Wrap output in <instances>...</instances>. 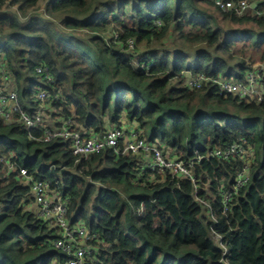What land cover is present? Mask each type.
Listing matches in <instances>:
<instances>
[{"label":"trees","instance_id":"16d2710c","mask_svg":"<svg viewBox=\"0 0 264 264\" xmlns=\"http://www.w3.org/2000/svg\"><path fill=\"white\" fill-rule=\"evenodd\" d=\"M7 1L28 16L44 0H0V60L9 65L24 110L33 112V85H41L35 68L45 63L82 126L100 130L126 115L182 158L202 157L193 167L201 186L197 198L189 180L154 178L135 156L108 149L79 157L62 140L38 139L40 129L0 120V155L14 156L37 179H59L72 199L69 217L106 241L96 264H264V102L240 100L213 85L191 89L182 75L191 70L242 78L250 62L231 63L244 54L239 42L250 47L251 62L264 60V13L224 12L213 0H116L99 3L95 15L90 0H50L47 13L65 14V27L96 33L86 49L55 28V20L41 14L22 20L4 8ZM122 8L125 14L109 17ZM257 9L264 10V2ZM171 27L183 46L201 45L195 63L185 52L142 50L137 57L145 66L137 67L136 53L122 51L129 39L136 49L164 42ZM111 31L118 42L104 36ZM238 138L253 144L257 156L249 182L224 212L219 189L230 186L239 164L206 155ZM29 194L18 172L0 166V264L68 258L51 244L57 229L25 207Z\"/></svg>","mask_w":264,"mask_h":264},{"label":"built area","instance_id":"2783aa9c","mask_svg":"<svg viewBox=\"0 0 264 264\" xmlns=\"http://www.w3.org/2000/svg\"><path fill=\"white\" fill-rule=\"evenodd\" d=\"M219 10L244 15L250 9L257 10L261 15L264 10H258L259 3L264 0H213ZM11 6L7 1L5 7ZM22 20L18 7L12 5ZM31 13V11L29 12ZM28 13V14H29ZM90 33L88 29L84 30ZM111 39L118 42L119 34L112 33ZM136 50L134 39L128 40V45L122 47L123 52L131 53ZM132 63L144 67L137 56L132 57ZM37 81L41 83L34 94L35 105L33 112L24 110L19 102V93L8 63L0 60V120L6 122H21L29 130L40 129V140L50 142L62 140L74 155L88 157L100 154L108 149L116 153L137 157L140 169L147 168L153 177L159 176L163 181L166 176L189 180L195 187V195L201 188L198 177L193 170L196 161L201 156L185 159L174 153L170 147L158 138L151 140L141 130V127L130 122L126 115L117 123L106 121L104 128L96 130L82 126L73 107L66 104L63 88L57 83L56 76L48 64H40L35 68ZM186 84L191 89H200L207 85L218 87L220 93L232 95L240 100L264 102V61L251 65L244 76L223 74L208 76L204 73H194L191 70L183 72ZM69 114L65 113L66 110ZM257 156L256 148L245 138H238L226 147L211 149L206 157H217L229 162L238 163L237 175L230 186L222 184L220 194L223 211L226 212L234 195L247 185L251 175L252 163ZM14 156L0 155V166H5L9 172H18L20 180L30 188L25 207L34 210L37 219L48 227L57 229V237L51 244L62 254L68 256L64 261L54 258L51 264H96L100 261L103 248L107 246L84 221H73L69 217L72 199L61 190L59 179L48 181L35 178L27 168L20 166Z\"/></svg>","mask_w":264,"mask_h":264},{"label":"rangeland","instance_id":"374dc122","mask_svg":"<svg viewBox=\"0 0 264 264\" xmlns=\"http://www.w3.org/2000/svg\"><path fill=\"white\" fill-rule=\"evenodd\" d=\"M50 0H44L42 1V3L35 9L32 10L31 13L28 14V16L25 18V20L29 17V16H38L39 14L44 15L45 17H50V19L55 20L54 24L57 25V28L59 31H61L63 34H71L73 36H75L76 38H78L80 41H82L85 44V48L86 49H90V38H92L93 36L96 35L95 34H89L85 31H80V30H72L71 28L65 27L62 23V19L61 17L65 18L66 15L65 14H54V15H49L46 11L47 8V4L49 3ZM116 0H90V3L92 5V9L91 12L95 11V15H99L101 14L102 11V5L99 3H103V2H114ZM90 5V8H91ZM197 5H201L200 3H198ZM12 11H15L14 7L11 5L9 7H6ZM115 8V7H114ZM113 8V9H114ZM213 8V7H212ZM214 13L216 12V9L213 8ZM119 13L120 15L125 14V9H121L119 12L116 10L113 11L112 14H110V18H112L114 16V14ZM218 13V12H216ZM49 19V18H48ZM25 24V22H23ZM113 31H111L110 33L106 32L104 34V36L107 39H110V37H112ZM242 42H239V46L238 49L242 48V51L244 52V54H237L239 56H235L234 61H232V65H235L236 63H242V60H246L247 63L250 62L251 65H258L260 64V62H263L264 60H257L255 62H251V55L248 54L250 47H242L241 45ZM118 45V44H117ZM118 47L120 48V45H118ZM202 49L201 45H191L189 46L188 44H184V46L182 45L178 34L176 33V31L174 30V27L170 28V31L166 37V39L164 40V42L161 43H156V44H152L150 46H141L140 48L137 49V54L136 56L142 52V50L145 51H151V52H158L160 54H164V53H170L171 55L176 54L177 52H185L190 56V61L192 63L196 62V52L198 50ZM131 53H136V50L131 52ZM246 53V54H245ZM250 58V59H249ZM250 65V66H251ZM31 76H34V74H32ZM20 87V86H19ZM33 87H38L37 85H33ZM212 238L214 239V241L216 243H220L219 237L215 234H211Z\"/></svg>","mask_w":264,"mask_h":264},{"label":"crops","instance_id":"0c3cea01","mask_svg":"<svg viewBox=\"0 0 264 264\" xmlns=\"http://www.w3.org/2000/svg\"><path fill=\"white\" fill-rule=\"evenodd\" d=\"M29 13V12H28Z\"/></svg>","mask_w":264,"mask_h":264}]
</instances>
